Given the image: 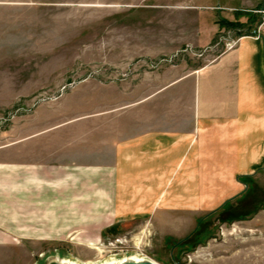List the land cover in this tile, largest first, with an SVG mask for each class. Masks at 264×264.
<instances>
[{"label":"crops","instance_id":"crops-1","mask_svg":"<svg viewBox=\"0 0 264 264\" xmlns=\"http://www.w3.org/2000/svg\"><path fill=\"white\" fill-rule=\"evenodd\" d=\"M178 10L188 23L176 27L170 43L144 45L127 59L137 58L125 71L133 80L104 87L111 97L101 118L93 113L55 125L51 141L46 131L24 137L19 162L0 163L1 244L38 237L28 234L31 224L78 221V202H62L78 197L73 184L85 185L91 212L101 209L80 221L199 223L243 196L248 185L241 178L264 170V17L206 65L151 69L182 48L213 49L226 28L221 16L233 22V8ZM53 232L39 236L60 233Z\"/></svg>","mask_w":264,"mask_h":264},{"label":"rangeland","instance_id":"rangeland-1","mask_svg":"<svg viewBox=\"0 0 264 264\" xmlns=\"http://www.w3.org/2000/svg\"><path fill=\"white\" fill-rule=\"evenodd\" d=\"M201 5L233 8L228 16L245 26L226 27L213 49L161 56L151 69L215 60L260 23L264 0H0V163L19 162L14 157L20 158L24 137L46 131L42 136L51 141L55 125L93 113L101 118L111 97L104 87L117 88L134 75L125 71L137 58L127 59L144 45L157 50L177 38L176 27L188 23L179 7ZM197 19L192 16L193 25ZM246 184L243 196L217 214L185 224L80 221L101 209L95 205L91 212L85 185L73 184L78 197L62 202H78L79 220L31 224L28 234L38 237L0 243V264H89L136 254L158 264H264V170ZM53 231L60 233L39 236Z\"/></svg>","mask_w":264,"mask_h":264},{"label":"bare ground","instance_id":"bare-ground-1","mask_svg":"<svg viewBox=\"0 0 264 264\" xmlns=\"http://www.w3.org/2000/svg\"><path fill=\"white\" fill-rule=\"evenodd\" d=\"M65 262V261H64ZM143 262H153L155 264V261L147 258V257H141L140 254L136 255H124L121 258L112 257L106 261L98 262V263H89V264H129V263H143ZM64 264H73V263H64Z\"/></svg>","mask_w":264,"mask_h":264},{"label":"trees","instance_id":"trees-1","mask_svg":"<svg viewBox=\"0 0 264 264\" xmlns=\"http://www.w3.org/2000/svg\"><path fill=\"white\" fill-rule=\"evenodd\" d=\"M251 22H254V20L251 19ZM220 24H221V26L228 27V28H237V27L238 28H243L245 26V24H242V23H239V22H230V21H227L225 19L221 20ZM252 179H253L252 177L241 178V180L244 181L245 183H248V182L252 181ZM228 205H229V203L226 204L224 206V208L227 207ZM214 214H217V212L214 213Z\"/></svg>","mask_w":264,"mask_h":264},{"label":"water","instance_id":"water-1","mask_svg":"<svg viewBox=\"0 0 264 264\" xmlns=\"http://www.w3.org/2000/svg\"><path fill=\"white\" fill-rule=\"evenodd\" d=\"M52 264H60V263H52ZM129 264H155L153 262H143V263H129Z\"/></svg>","mask_w":264,"mask_h":264},{"label":"built area","instance_id":"built-area-1","mask_svg":"<svg viewBox=\"0 0 264 264\" xmlns=\"http://www.w3.org/2000/svg\"><path fill=\"white\" fill-rule=\"evenodd\" d=\"M234 44H235V43L232 41V42L228 43V45H227V46H228V47H233V46H234Z\"/></svg>","mask_w":264,"mask_h":264}]
</instances>
